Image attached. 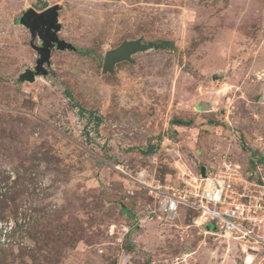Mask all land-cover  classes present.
<instances>
[{"label": "rangeland", "instance_id": "obj_1", "mask_svg": "<svg viewBox=\"0 0 264 264\" xmlns=\"http://www.w3.org/2000/svg\"><path fill=\"white\" fill-rule=\"evenodd\" d=\"M54 5L79 51L53 49L48 74L23 81L39 55L17 21ZM139 39L155 48L103 73L107 52ZM226 163L264 168V0H0V241L34 226L18 262L244 264L238 242L190 227L184 207L161 215L117 170L182 185L180 172Z\"/></svg>", "mask_w": 264, "mask_h": 264}, {"label": "built area", "instance_id": "obj_2", "mask_svg": "<svg viewBox=\"0 0 264 264\" xmlns=\"http://www.w3.org/2000/svg\"><path fill=\"white\" fill-rule=\"evenodd\" d=\"M124 167L117 170L133 184L151 190L161 215L176 217L184 207L194 212L190 227L201 229L205 236L238 242L249 255L244 264H264V168L243 173L240 165L226 163L215 172L208 170L206 177L180 172L182 185H177L162 184L142 170L134 176ZM124 264L132 263L126 259Z\"/></svg>", "mask_w": 264, "mask_h": 264}, {"label": "water", "instance_id": "obj_3", "mask_svg": "<svg viewBox=\"0 0 264 264\" xmlns=\"http://www.w3.org/2000/svg\"><path fill=\"white\" fill-rule=\"evenodd\" d=\"M59 10V5L51 6L42 12L29 9L18 19L17 23L25 26L30 31L32 37L30 45L39 55L34 70H28L22 75L23 81L34 83L37 76H46L48 74V70L45 67H50L51 65L53 49L79 51L77 47L67 43L58 36L62 28L59 23ZM37 38L41 41L40 45L35 44ZM152 48H155L154 44H143L140 39L125 41L118 48L106 53L103 62V73L112 74L117 64L131 61L134 54L146 52ZM200 109L202 111H211L212 107L207 103L201 105ZM206 171L207 167H201L200 174L202 177H206Z\"/></svg>", "mask_w": 264, "mask_h": 264}, {"label": "trees", "instance_id": "obj_4", "mask_svg": "<svg viewBox=\"0 0 264 264\" xmlns=\"http://www.w3.org/2000/svg\"><path fill=\"white\" fill-rule=\"evenodd\" d=\"M169 43H161V46L166 47ZM85 55H90L91 52L84 51L82 52ZM84 114L83 110H79ZM93 117V113H90ZM101 121L100 117L96 118V123L99 124ZM188 125L189 123H181V121L174 122V125ZM14 201V200H13ZM15 203V202H14ZM9 206L3 201L0 200V222H4L8 218V213L10 210ZM24 224H18V220L16 221L15 227L9 228L8 231L3 233L1 228V233L6 235L7 241H0V264H25L23 262H18L22 258L24 254H27L29 251L26 249L24 240L25 237H29L32 234V230L34 226L30 223V221H26V217L23 218ZM15 247L18 248V254H15Z\"/></svg>", "mask_w": 264, "mask_h": 264}, {"label": "bare ground", "instance_id": "obj_5", "mask_svg": "<svg viewBox=\"0 0 264 264\" xmlns=\"http://www.w3.org/2000/svg\"><path fill=\"white\" fill-rule=\"evenodd\" d=\"M211 111H213V109H212ZM242 252H243L244 254H246V251H245V250H243ZM246 255H247V254H246ZM188 256H190V255H188ZM248 256H249V255H247V257H248ZM250 259H251V257L248 258V261H250Z\"/></svg>", "mask_w": 264, "mask_h": 264}]
</instances>
